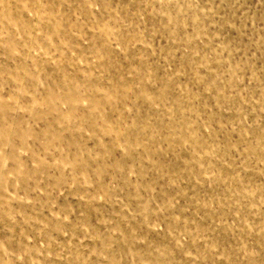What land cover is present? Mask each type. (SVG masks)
Here are the masks:
<instances>
[{
  "label": "rangeland",
  "instance_id": "rangeland-1",
  "mask_svg": "<svg viewBox=\"0 0 264 264\" xmlns=\"http://www.w3.org/2000/svg\"><path fill=\"white\" fill-rule=\"evenodd\" d=\"M0 264H264V0H0Z\"/></svg>",
  "mask_w": 264,
  "mask_h": 264
}]
</instances>
